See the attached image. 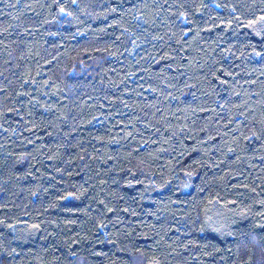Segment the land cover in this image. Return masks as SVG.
I'll return each instance as SVG.
<instances>
[{
	"label": "trees",
	"instance_id": "obj_1",
	"mask_svg": "<svg viewBox=\"0 0 264 264\" xmlns=\"http://www.w3.org/2000/svg\"><path fill=\"white\" fill-rule=\"evenodd\" d=\"M0 264H264V0H0Z\"/></svg>",
	"mask_w": 264,
	"mask_h": 264
},
{
	"label": "snow or ice",
	"instance_id": "obj_2",
	"mask_svg": "<svg viewBox=\"0 0 264 264\" xmlns=\"http://www.w3.org/2000/svg\"><path fill=\"white\" fill-rule=\"evenodd\" d=\"M73 2H75V0H73ZM61 11H63V9H61Z\"/></svg>",
	"mask_w": 264,
	"mask_h": 264
}]
</instances>
